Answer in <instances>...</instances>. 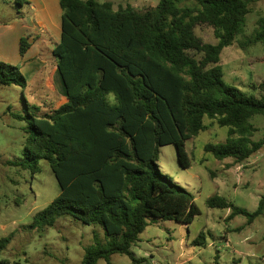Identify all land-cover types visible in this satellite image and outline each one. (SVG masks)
Masks as SVG:
<instances>
[{"label":"trees","instance_id":"1","mask_svg":"<svg viewBox=\"0 0 264 264\" xmlns=\"http://www.w3.org/2000/svg\"><path fill=\"white\" fill-rule=\"evenodd\" d=\"M59 1L61 38L53 55L67 102L41 118L28 114L31 134L21 164L39 173V163L48 161L60 194L31 227H54L71 217L105 235L106 243L95 235L81 264H113L114 254L143 264L147 260L137 258L132 247L149 220L189 225L201 213L193 194L161 171V147L175 145L180 165L190 168L186 144L205 131V118L229 129L225 142L205 147L218 160L244 162L264 146V137L252 140L257 129L251 122L264 116V97L227 84L220 64L223 50L243 34L250 4L261 0H197V6L159 0L142 10H115L111 2L97 0ZM200 26L213 29L216 44L197 34ZM257 42L264 43V18L249 41ZM30 48L22 37L23 59ZM0 84L25 88L28 82L19 66L0 61ZM207 205L249 223L264 215V195L253 212L220 195ZM11 239L0 240V254ZM206 239L201 232L193 245H205Z\"/></svg>","mask_w":264,"mask_h":264},{"label":"rangeland","instance_id":"2","mask_svg":"<svg viewBox=\"0 0 264 264\" xmlns=\"http://www.w3.org/2000/svg\"><path fill=\"white\" fill-rule=\"evenodd\" d=\"M29 1L0 0V23H24V38L32 44L36 38V15ZM111 2L114 9L132 6L142 10L155 7L159 0H97ZM181 6H197V0H179ZM33 5V4H32ZM243 34L234 45L221 54L220 64L227 84L250 96L264 97V43H249L264 18V0L252 2ZM33 29V30H32ZM207 43L216 44L213 29L196 28ZM16 37V36H15ZM8 37L0 48V61L19 66L27 78V87L0 84V240L12 239L0 254V262L7 264H81L86 249L95 241V235L106 243L103 230L95 225H84L71 217L59 219L54 227L34 229V216L46 208L59 194L60 186L48 161L39 163L40 172L24 169V151L31 134L28 114L41 118L67 102L57 59L53 55L54 42H46L47 32L35 41L40 44L29 54L39 51L27 63L19 52V37ZM45 41V42H44ZM114 101V96H110ZM15 115L24 117L19 119ZM257 129L253 141L264 137V116L251 120ZM206 129L187 141L186 149L191 167L183 168L178 160L176 146L161 147V171L193 194L200 209L191 224L174 221L149 220L140 241L132 247L136 257L145 258L143 264H264V215L249 223L239 215L229 219L231 210L211 209L210 197L220 195L250 212L258 208L264 195V146L244 162L234 158L216 159L205 150L207 144L225 142L228 127H220L215 120L205 118ZM201 232L206 244L195 246L193 241ZM113 264H133L130 257L114 254ZM98 264H108L104 259Z\"/></svg>","mask_w":264,"mask_h":264},{"label":"crops","instance_id":"3","mask_svg":"<svg viewBox=\"0 0 264 264\" xmlns=\"http://www.w3.org/2000/svg\"><path fill=\"white\" fill-rule=\"evenodd\" d=\"M20 5L21 0H16ZM29 6L31 9L36 12L34 18V28L33 30L36 33V38L33 39L31 48L25 55V60L28 62L35 59L38 56L40 51V44L35 40L40 38L41 33L44 31L47 32V37H45L46 42L59 43L61 38V18H62V9L59 0H33L29 1ZM33 4V5H32ZM27 28V25L24 23L14 22L13 24H8L6 22L0 23V48L6 45L8 37H19V44L21 38L25 35L24 29ZM15 37V38H16ZM44 41V42H45ZM40 45V46H39ZM20 47V46H19ZM36 48H39V51L32 53V57L29 58V54L34 51Z\"/></svg>","mask_w":264,"mask_h":264}]
</instances>
